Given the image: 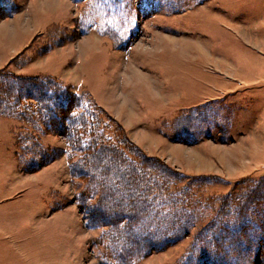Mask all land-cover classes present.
<instances>
[{
  "label": "rangeland",
  "instance_id": "obj_1",
  "mask_svg": "<svg viewBox=\"0 0 264 264\" xmlns=\"http://www.w3.org/2000/svg\"><path fill=\"white\" fill-rule=\"evenodd\" d=\"M12 1L2 70L87 98L173 178L140 216L88 225L104 207L63 138L0 118V264H264V0Z\"/></svg>",
  "mask_w": 264,
  "mask_h": 264
},
{
  "label": "trees",
  "instance_id": "obj_2",
  "mask_svg": "<svg viewBox=\"0 0 264 264\" xmlns=\"http://www.w3.org/2000/svg\"><path fill=\"white\" fill-rule=\"evenodd\" d=\"M101 113L87 98L71 95L56 79L20 77L0 70V118L18 120L62 137L70 160L71 176L80 180L98 198L97 208L104 207L102 212L99 209L94 211L96 213L92 218L89 216L87 224L113 226L117 220L131 219L140 216L142 211L144 213L143 202L148 201L146 195L155 198L173 175L159 164L153 166L156 161L137 153L125 140H111L112 136L107 133L111 130L105 119H109L116 130L123 132L122 128L108 116L102 117ZM29 139L26 136L20 139V143ZM37 148L41 150L39 163H35L32 170L51 160L49 153L40 146ZM248 198L250 196L245 194L240 216L247 210ZM111 216L110 222L106 220ZM245 237L236 234L231 237L239 247L236 250L238 254L245 246L241 241ZM145 252H140L139 256Z\"/></svg>",
  "mask_w": 264,
  "mask_h": 264
},
{
  "label": "crops",
  "instance_id": "obj_3",
  "mask_svg": "<svg viewBox=\"0 0 264 264\" xmlns=\"http://www.w3.org/2000/svg\"><path fill=\"white\" fill-rule=\"evenodd\" d=\"M7 3L8 4V6L9 7H11V8H8V7H3V6H0V9H2V10H7V9H12V3H13V1L12 0H0V3L2 4V3ZM18 16V15H17ZM13 19H15L14 17H12V16H6V17H4V19H1L0 20V46H1V42H3L4 40H5V42H6V40L8 39V33H7V31L5 30L6 29V27L8 26V27H14V25H13ZM3 27V28H2ZM9 36H10V32H9ZM8 42H10V40L8 39ZM2 49H6V48H4V47H0V51L2 50ZM8 49V48H7ZM5 52V50L4 51H2V52H0V67H1V65H5L6 63H5V61H6V59L8 58L5 54H1V53H4ZM3 67V66H2ZM0 68V70H2L3 68Z\"/></svg>",
  "mask_w": 264,
  "mask_h": 264
}]
</instances>
